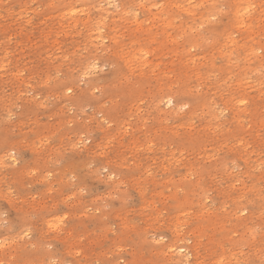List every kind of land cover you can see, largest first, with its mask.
<instances>
[{
  "label": "rangeland",
  "instance_id": "1",
  "mask_svg": "<svg viewBox=\"0 0 264 264\" xmlns=\"http://www.w3.org/2000/svg\"><path fill=\"white\" fill-rule=\"evenodd\" d=\"M180 257L264 264V0H0V264Z\"/></svg>",
  "mask_w": 264,
  "mask_h": 264
},
{
  "label": "bare ground",
  "instance_id": "2",
  "mask_svg": "<svg viewBox=\"0 0 264 264\" xmlns=\"http://www.w3.org/2000/svg\"><path fill=\"white\" fill-rule=\"evenodd\" d=\"M123 1H126V0H123ZM71 13V12H70ZM69 14V13H68ZM70 15V14H69ZM173 103V98H171V97H168L167 98V100H166V104L167 105H170V104H172ZM175 247V246H174ZM172 248V247H171ZM178 249V253H181V252H183L184 250L182 249V247H180V248H177ZM173 250H175V248H173ZM182 257V256H181ZM180 257V259L178 260L179 261V264H188V261L184 258V259H182ZM187 257V256H186Z\"/></svg>",
  "mask_w": 264,
  "mask_h": 264
}]
</instances>
